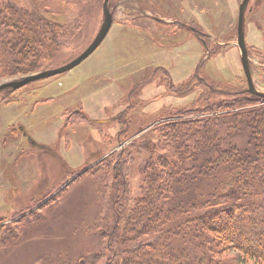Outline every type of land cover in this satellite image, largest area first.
<instances>
[{
	"label": "rangeland",
	"instance_id": "rangeland-1",
	"mask_svg": "<svg viewBox=\"0 0 264 264\" xmlns=\"http://www.w3.org/2000/svg\"><path fill=\"white\" fill-rule=\"evenodd\" d=\"M101 1L0 0L1 8L37 12L43 21L77 34L50 54L41 49L30 67H21H40L38 72L0 79V85L77 59L103 24ZM242 2L111 0L112 27L88 60L66 74L3 91L8 95L0 97V264H62L65 259L77 264L79 258L109 264L107 243L119 216L112 212L113 199L119 198L125 215L130 213L142 196V172L150 160L169 158L168 169L179 172L174 178L185 190L183 201L200 200L211 182L189 178L202 175L198 169L205 158L182 167L177 147L164 141L168 132L162 124L192 117L198 109L194 116L201 121L242 112L237 94L249 93L237 35ZM243 29L253 86L264 94V0L250 1ZM40 31L37 38L45 41ZM225 103L230 111L218 109ZM238 131L243 133V125L236 128L232 122L218 129L222 149L229 143L246 149L247 138ZM109 156L116 157L113 165L104 162L80 174ZM117 167L125 171L121 197ZM26 228L22 236L18 231ZM199 244L212 247L206 239ZM233 256L220 259L225 263Z\"/></svg>",
	"mask_w": 264,
	"mask_h": 264
},
{
	"label": "trees",
	"instance_id": "trees-1",
	"mask_svg": "<svg viewBox=\"0 0 264 264\" xmlns=\"http://www.w3.org/2000/svg\"><path fill=\"white\" fill-rule=\"evenodd\" d=\"M103 4L104 0L101 1L102 10ZM111 7L110 0V12ZM40 30L45 41L37 38ZM74 32L43 21L37 12H24L13 5L0 7V74L7 73L0 79L38 72L40 67L30 70H21V67H30V60L36 61L42 54L41 49L50 54L64 40L73 39L77 35ZM27 35L33 37L34 44L28 43ZM6 95L8 93L0 92V97ZM237 95L242 97L237 105L243 108L237 115L226 114L201 121L194 116L200 113L198 109L193 110L192 117L184 115L182 120L178 119L180 121L162 124L168 132L164 141L177 147L176 156L183 163L182 167L185 168L187 161L195 164L199 156L205 158L203 167L198 169L202 175L193 173L200 178L190 176L189 181L211 182L206 186L210 189L200 200L192 197L183 201L185 190L178 188L180 183L174 178L179 172L173 174V170L168 169L169 158L162 157L157 163L150 160L146 173L142 172V196L134 201V208L129 210L127 217L119 198L113 199L112 212L119 216L107 243V252L113 257L109 264H264V99L246 92ZM218 109L230 111L231 105L225 103ZM116 119L121 120L120 117ZM218 121L222 122L220 126ZM231 122L236 128L238 124L243 125L240 137L247 138L246 149L241 150L232 143L222 149L219 144L218 129ZM115 158L102 159L89 166V170L104 162L113 165ZM114 171L118 179L116 192L121 197V190L126 187L125 180L121 181L125 171L123 167L114 168ZM108 172L111 173V167ZM102 174L108 178L105 172ZM29 230L18 232L23 236ZM152 232L153 238L143 240ZM12 235L11 239L17 238L16 234ZM202 239L208 240L211 249L199 244ZM227 254L234 255L233 261L223 263L220 258ZM65 260L62 264H71ZM86 261L76 260L79 264L92 263Z\"/></svg>",
	"mask_w": 264,
	"mask_h": 264
},
{
	"label": "water",
	"instance_id": "water-1",
	"mask_svg": "<svg viewBox=\"0 0 264 264\" xmlns=\"http://www.w3.org/2000/svg\"><path fill=\"white\" fill-rule=\"evenodd\" d=\"M250 1L251 0H243V2L241 3V5L239 7V16H238V25H237L238 47L241 51V63H242V67H243V70H244V73H245V76L247 78V82L249 85V90L247 92L264 99V94L257 92L253 86V82H252L251 75H250L249 55H248V50H247V46H246V42H245V36H244L243 24H244L246 10L248 8ZM109 2H110V0H104V4H103L104 20H103V24H102L97 36L95 37L93 42L90 44V46L77 59H75L69 65H67L63 68H60L58 70H55V71L49 70V71L42 72V73H39V74L31 76V77H27V78L20 80V81L2 84V85H0V92L6 91V90H10V91L20 90L23 87H25L26 85L34 83L36 81H41V80H45V79H49V78H53L56 76L66 74V73L74 70L75 68H77L80 64H82L86 59H88L100 47V45L105 40V38L107 37V35H108V33L112 27L113 18H112V14L109 10ZM90 167L83 170L80 174L89 170ZM72 181L73 180L68 182L64 187H68L70 185V183H72Z\"/></svg>",
	"mask_w": 264,
	"mask_h": 264
},
{
	"label": "bare ground",
	"instance_id": "bare-ground-1",
	"mask_svg": "<svg viewBox=\"0 0 264 264\" xmlns=\"http://www.w3.org/2000/svg\"><path fill=\"white\" fill-rule=\"evenodd\" d=\"M107 36H108V35H107ZM105 39H106V38H105ZM103 42H104V41H103ZM103 42H102V44H103ZM102 44H101V45H102ZM101 45H100V46H101ZM96 51H97V50H96ZM96 51H95V52H96ZM95 52H94V53H95ZM94 53H93V54H94ZM93 54H92V55H93ZM92 55H91V56H92ZM91 56H90V57H91ZM88 59H89V58H88ZM88 59H86V60H88ZM86 60H85V61H86ZM83 63H84V62H83ZM83 63H82V64H83ZM82 64H80V65H82ZM80 65H79V66H80ZM79 66H78V67H79Z\"/></svg>",
	"mask_w": 264,
	"mask_h": 264
}]
</instances>
